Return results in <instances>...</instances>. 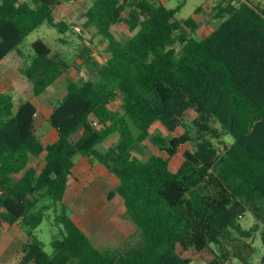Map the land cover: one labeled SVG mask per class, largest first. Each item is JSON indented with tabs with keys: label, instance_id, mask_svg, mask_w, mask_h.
<instances>
[{
	"label": "trees",
	"instance_id": "obj_1",
	"mask_svg": "<svg viewBox=\"0 0 264 264\" xmlns=\"http://www.w3.org/2000/svg\"><path fill=\"white\" fill-rule=\"evenodd\" d=\"M68 1L74 0H1L0 61L21 52L19 45L44 23L66 32L69 25L54 12ZM182 6L91 0L79 36L84 41L93 28L106 42V55L100 63L93 49L82 50L93 77L67 84L47 119L58 133L54 142L39 139L34 104L15 108L13 95L0 88V225L19 222L27 234L18 264H192L187 252L211 245L214 258L203 264H249L252 246L242 238L259 229L264 243V6L217 0L221 21L203 38L193 35V17H179ZM120 23L130 32L124 38L113 31ZM31 50L20 71L38 96L70 64L43 39ZM117 99L122 104L115 110L110 105ZM189 110L194 118H187ZM157 122L171 133L185 131L151 135ZM226 134L229 143L221 139ZM113 135L116 142L100 149ZM148 138L167 156L136 155ZM186 143L192 147L172 170L168 157ZM78 154L118 178L109 197L123 199L139 229L136 242L101 249L73 221L64 196ZM41 155L38 171L29 163ZM50 209L63 226L52 254L34 234ZM247 211L256 221L250 229L239 221Z\"/></svg>",
	"mask_w": 264,
	"mask_h": 264
},
{
	"label": "crops",
	"instance_id": "obj_2",
	"mask_svg": "<svg viewBox=\"0 0 264 264\" xmlns=\"http://www.w3.org/2000/svg\"><path fill=\"white\" fill-rule=\"evenodd\" d=\"M155 1L166 6L168 4L162 0ZM209 1L207 0L204 4H199L194 13L197 14L201 9V5L206 6ZM88 2L90 5L91 0H88ZM179 17L183 18L181 16ZM190 17H193L198 22V27L195 32L199 38H203L211 33L221 21L217 19L216 27L208 31L204 36H200L199 31L202 28L201 19L195 15ZM20 50L21 52L18 50L11 52L0 61V88L4 92L13 95L15 108L22 101L26 100H30L37 107L36 133L38 135L40 128L38 118L44 117L47 120L56 103L66 94L67 89L59 96L55 92L56 88L63 81L66 83L65 86L67 88V84L76 78L69 76L72 73V68L69 67L55 83L47 88L45 93L35 96L33 94L32 83L20 71L21 67L27 61L29 53H26L21 48ZM50 91L53 92L50 93ZM118 100L121 99H117L114 102ZM114 102L111 103L110 107L115 110L120 109L122 100L120 107H112ZM187 113H191L192 118L196 116L193 110H189ZM76 134L77 137L75 140L80 136L81 132ZM38 137L46 145L57 140L58 133L52 127L48 134L41 137L38 135ZM116 139L117 136L113 135L99 145V148L105 149L109 147L116 142ZM43 164V155L39 157L31 156L29 165L35 166L40 171ZM117 184L118 178L111 174L100 162L86 155L78 154L75 156V165L72 170V175L68 180L64 202L69 208L73 221L91 239L92 243L101 249L123 246L126 242L134 243L139 238V235L134 240L129 238L131 234L129 230L130 226L134 225L136 229L138 227L126 216V208L121 196L115 194L109 197V192L113 191ZM127 219L132 221L133 224L126 222ZM109 220H111L112 225L110 227H106L105 225L104 227L103 225ZM100 223H102V228L100 227ZM26 240L27 234L19 222L11 224L2 222L0 225V264H18L23 257L22 246Z\"/></svg>",
	"mask_w": 264,
	"mask_h": 264
},
{
	"label": "rangeland",
	"instance_id": "obj_3",
	"mask_svg": "<svg viewBox=\"0 0 264 264\" xmlns=\"http://www.w3.org/2000/svg\"><path fill=\"white\" fill-rule=\"evenodd\" d=\"M164 3H168V7H177L179 4H183L180 9L179 16L183 18H187L190 16H196L197 18L201 19L202 28L200 29L199 33L200 36H204L208 31L216 27L217 19L221 20V18L216 16V3L214 0H210L206 6L201 5V9L197 14L194 13L196 8L199 4H204L207 0H162ZM1 2V0H0ZM252 2L259 6H264V0H252ZM89 7L88 0H74L63 2L58 5L55 9L54 15L56 21H65L69 25V29L66 32H60L57 28L48 25L47 23L42 24L37 29L32 31L19 45V48L23 49L26 53L32 52V42L37 39H43L46 43H48L53 52L60 53L63 58L67 60L72 68V73L69 75L70 77L78 78H91L93 74L90 72L89 67L85 65L83 57H81L82 50L85 47H90L93 51L94 56L97 60L102 63L103 56L106 55L105 52V45L101 37L94 33L95 31L93 28L89 29L88 33H85L89 37L90 45H87L85 41H83L80 36L79 32L81 31L82 27L84 26V22L86 20L85 11ZM76 25V28L73 29V26ZM113 31L118 38H124L130 34L128 28L124 23L116 24L113 27ZM195 37L199 38L197 33L193 34ZM66 83L59 84L56 88L57 94L61 96L64 91L66 90ZM53 91H50L52 93ZM121 100H118L112 104V107H120ZM193 116L191 113L187 114V118L191 119ZM38 124H40L38 135L41 137L45 134L49 133L51 130V126L48 124L46 118L40 117L38 118ZM185 131L184 127H178L175 132H169L161 123L157 122L154 126L150 129L151 135L160 134L162 136H174L180 135ZM193 132V131H192ZM194 133V132H193ZM77 134L72 135V139L75 140ZM223 141L231 142L232 137L229 134L222 135L221 138ZM109 143H111L109 141ZM219 150L222 151L223 144L218 143ZM192 147L191 143L184 144L179 152L172 157H168L170 167L172 170H176L183 159V153L186 149H190ZM141 152L135 150L134 153L138 155L140 158L144 159L148 154L155 153L167 156L166 153L162 152L156 145H154L150 138L144 141V145L141 146ZM110 193V192H109ZM120 198V196H119ZM73 211V208L71 207ZM56 212L54 209H50L47 211L46 216L43 222L38 226L37 229L34 230V234L43 241L45 245V250L49 253H53L52 247V240L55 238L62 237L63 226L61 222H57L55 219ZM241 225L244 229H250L255 226L256 221L253 214L250 211H247L245 215L239 220ZM129 224H133L132 221H127ZM100 227L102 228V223H100ZM110 227L112 225L111 220H109L103 226ZM131 234L129 238L133 239L139 235V230L136 227L130 226ZM132 236V237H131ZM243 242H246L252 246V255L250 257L249 264H259L264 257V243L261 240L260 231L259 229L254 230L252 235L249 238H242ZM209 247L202 253H198L197 251L193 250L191 252H187V255L192 257L193 263L192 264H203L205 261L214 258V247ZM227 264H242L237 259H232L227 262Z\"/></svg>",
	"mask_w": 264,
	"mask_h": 264
},
{
	"label": "built area",
	"instance_id": "obj_4",
	"mask_svg": "<svg viewBox=\"0 0 264 264\" xmlns=\"http://www.w3.org/2000/svg\"><path fill=\"white\" fill-rule=\"evenodd\" d=\"M244 1V0H231V3L235 6H238L240 5V3ZM214 2L216 3L217 0H214ZM83 37H84V41L87 43V45H90V42H89V37L87 34H83ZM224 149V147H222V150Z\"/></svg>",
	"mask_w": 264,
	"mask_h": 264
}]
</instances>
